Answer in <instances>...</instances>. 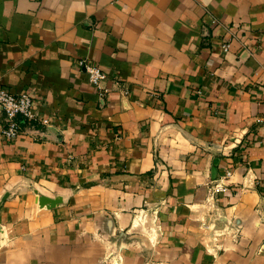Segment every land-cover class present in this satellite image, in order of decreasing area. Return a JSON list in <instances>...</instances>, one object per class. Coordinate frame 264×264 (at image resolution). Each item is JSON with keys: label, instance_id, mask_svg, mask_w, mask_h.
I'll return each instance as SVG.
<instances>
[{"label": "crops", "instance_id": "0c3cea01", "mask_svg": "<svg viewBox=\"0 0 264 264\" xmlns=\"http://www.w3.org/2000/svg\"><path fill=\"white\" fill-rule=\"evenodd\" d=\"M0 87V264H264V0H0Z\"/></svg>", "mask_w": 264, "mask_h": 264}, {"label": "built area", "instance_id": "2783aa9c", "mask_svg": "<svg viewBox=\"0 0 264 264\" xmlns=\"http://www.w3.org/2000/svg\"><path fill=\"white\" fill-rule=\"evenodd\" d=\"M231 39H228L223 49L228 51L231 46ZM88 74L89 82L102 89L103 82L109 78L108 74L99 66L89 63L87 60L79 62ZM0 106L5 113V125L2 135L5 139L11 141L16 139L25 131L26 126H52V122L48 117L39 116L36 112L33 96L28 92L15 94L10 90L0 87ZM72 157L70 162H72ZM233 176V172L228 171L215 184L210 185V193L212 196L227 193L229 191V181Z\"/></svg>", "mask_w": 264, "mask_h": 264}, {"label": "water", "instance_id": "95a60500", "mask_svg": "<svg viewBox=\"0 0 264 264\" xmlns=\"http://www.w3.org/2000/svg\"><path fill=\"white\" fill-rule=\"evenodd\" d=\"M37 194L41 208L53 209L64 202V198L62 196L51 198L46 195H42L39 192H37Z\"/></svg>", "mask_w": 264, "mask_h": 264}]
</instances>
